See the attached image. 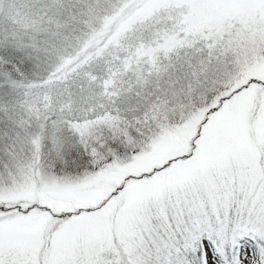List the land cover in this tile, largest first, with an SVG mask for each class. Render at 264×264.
<instances>
[{"label":"snow or ice","instance_id":"6c2138e0","mask_svg":"<svg viewBox=\"0 0 264 264\" xmlns=\"http://www.w3.org/2000/svg\"><path fill=\"white\" fill-rule=\"evenodd\" d=\"M0 264H264V0H0Z\"/></svg>","mask_w":264,"mask_h":264}]
</instances>
